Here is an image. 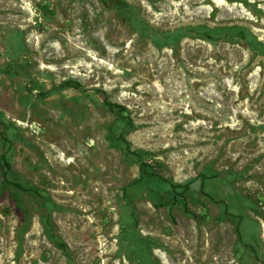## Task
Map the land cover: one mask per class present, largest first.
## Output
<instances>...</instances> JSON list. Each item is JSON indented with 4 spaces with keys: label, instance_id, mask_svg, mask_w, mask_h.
<instances>
[{
    "label": "rangeland",
    "instance_id": "obj_1",
    "mask_svg": "<svg viewBox=\"0 0 264 264\" xmlns=\"http://www.w3.org/2000/svg\"><path fill=\"white\" fill-rule=\"evenodd\" d=\"M0 264H264V0H0Z\"/></svg>",
    "mask_w": 264,
    "mask_h": 264
},
{
    "label": "trees",
    "instance_id": "obj_2",
    "mask_svg": "<svg viewBox=\"0 0 264 264\" xmlns=\"http://www.w3.org/2000/svg\"><path fill=\"white\" fill-rule=\"evenodd\" d=\"M117 110H118V111H120V110H121V108L117 106Z\"/></svg>",
    "mask_w": 264,
    "mask_h": 264
}]
</instances>
